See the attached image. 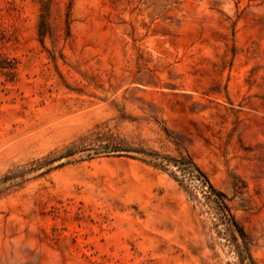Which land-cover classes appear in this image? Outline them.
Returning <instances> with one entry per match:
<instances>
[{
    "label": "rangeland",
    "instance_id": "rangeland-1",
    "mask_svg": "<svg viewBox=\"0 0 264 264\" xmlns=\"http://www.w3.org/2000/svg\"><path fill=\"white\" fill-rule=\"evenodd\" d=\"M206 181L264 264V0H0V264H240Z\"/></svg>",
    "mask_w": 264,
    "mask_h": 264
},
{
    "label": "trees",
    "instance_id": "trees-1",
    "mask_svg": "<svg viewBox=\"0 0 264 264\" xmlns=\"http://www.w3.org/2000/svg\"><path fill=\"white\" fill-rule=\"evenodd\" d=\"M199 174L202 175L201 172H199ZM206 183L209 186L211 192L217 196L215 204L221 216L222 223L224 224L227 233L230 235V238L234 245V252L236 257L238 258L239 263L255 264L244 232L239 228L238 224L231 216L228 207L224 203V195L214 190L207 181Z\"/></svg>",
    "mask_w": 264,
    "mask_h": 264
}]
</instances>
